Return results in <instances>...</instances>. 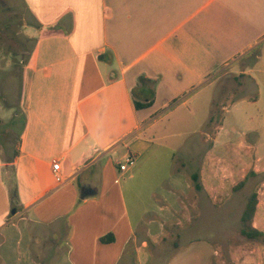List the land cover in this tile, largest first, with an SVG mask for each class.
<instances>
[{"label": "crops", "instance_id": "obj_1", "mask_svg": "<svg viewBox=\"0 0 264 264\" xmlns=\"http://www.w3.org/2000/svg\"><path fill=\"white\" fill-rule=\"evenodd\" d=\"M18 1L31 49L18 52L24 56L19 116L8 125L16 130L20 122V142L11 171L0 143V224L19 214L9 216L12 172L25 222L53 227L68 217L70 264H119L133 227L118 179L97 180V162L123 135H134L129 153L142 155L147 139L138 133L156 108L157 90L166 82L172 97L191 92L185 90L208 67L196 56L200 41L235 49L264 32V0ZM2 53L16 51L0 50L4 59ZM145 82L156 91H147ZM108 128L120 130L106 138ZM82 190L86 197L75 207ZM107 233L114 241L102 243Z\"/></svg>", "mask_w": 264, "mask_h": 264}, {"label": "rangeland", "instance_id": "obj_2", "mask_svg": "<svg viewBox=\"0 0 264 264\" xmlns=\"http://www.w3.org/2000/svg\"><path fill=\"white\" fill-rule=\"evenodd\" d=\"M20 5L0 0V45L11 41L9 49L16 51L0 58V143L9 149L4 156L18 146L20 122L16 130L8 125L15 113L19 116L24 56L18 52L31 49ZM254 38L235 49L200 41L196 56L208 63L201 66H208L205 76L184 96L172 97L166 82L157 90L156 108L138 133L147 146L142 155L133 156L135 165L126 163L134 135L121 136L97 162V180L103 175L118 179L133 227L119 264H264V243L240 233L241 212L253 191L258 194L254 225L264 231V32ZM144 86L156 91L153 83ZM119 130L108 128L104 137ZM9 176L16 192L9 216L12 210L19 214L0 224V264H70L68 217L51 228L25 222Z\"/></svg>", "mask_w": 264, "mask_h": 264}, {"label": "trees", "instance_id": "obj_3", "mask_svg": "<svg viewBox=\"0 0 264 264\" xmlns=\"http://www.w3.org/2000/svg\"><path fill=\"white\" fill-rule=\"evenodd\" d=\"M135 106L137 108H139L142 105L139 103H136ZM13 123H14V121L12 120L10 124H13ZM19 142H20V140H19V138H17V144H19ZM8 150L9 149H8V147H6V145L3 147L1 145V152L8 153ZM17 154H18L17 148L13 149L12 153L8 156H4V154H2V159H3L5 169L9 168L10 171L12 170L11 164L14 162V158L17 156ZM10 173H12V172H10ZM244 183H245V179L241 180L237 185L234 186V190L241 188L244 185ZM196 187L200 188V186L198 184H196ZM85 197L86 196L84 195L83 190H82L81 193L79 194L77 201H76L75 207L80 205L82 200ZM10 200H11V203H14V201H16V192H15V188L12 185L10 186ZM257 204H258V194L256 191H253L247 197V199L244 203L242 212H241L240 233L242 234V236H244L248 239L260 240L261 242L264 243V231H262L260 228H258L254 225V217H255L256 210H257ZM15 207H16V205H12V209ZM15 211H17V210H15ZM99 240L102 243H110V242L114 241V236L112 233H107L106 235L101 236L99 238Z\"/></svg>", "mask_w": 264, "mask_h": 264}, {"label": "built area", "instance_id": "obj_4", "mask_svg": "<svg viewBox=\"0 0 264 264\" xmlns=\"http://www.w3.org/2000/svg\"><path fill=\"white\" fill-rule=\"evenodd\" d=\"M126 163L129 166H133L135 164V158L132 156V154H129L127 159H126ZM118 165H121L120 163ZM59 168V163H57L56 161L53 162V169L54 171H56ZM120 170H122V168H119Z\"/></svg>", "mask_w": 264, "mask_h": 264}, {"label": "water", "instance_id": "obj_5", "mask_svg": "<svg viewBox=\"0 0 264 264\" xmlns=\"http://www.w3.org/2000/svg\"><path fill=\"white\" fill-rule=\"evenodd\" d=\"M11 212H12V214H14L15 213V210H12Z\"/></svg>", "mask_w": 264, "mask_h": 264}]
</instances>
